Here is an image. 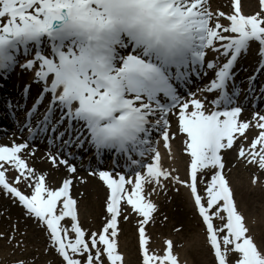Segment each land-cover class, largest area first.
I'll return each instance as SVG.
<instances>
[{"label":"snow or ice","instance_id":"snow-or-ice-1","mask_svg":"<svg viewBox=\"0 0 264 264\" xmlns=\"http://www.w3.org/2000/svg\"><path fill=\"white\" fill-rule=\"evenodd\" d=\"M258 5L246 15L241 0L230 13L212 11L209 0H0V79L17 68L30 73L23 107L33 99L23 125L31 140L0 145V192L24 209L25 229L17 225L0 239L27 253L15 233L26 237L34 227L46 241L44 264H129L118 241L121 218L135 213L141 264H179L174 242L158 255L147 232L159 211L152 197L171 184L177 193L187 188L213 264H264V217L248 220L239 211L227 169L228 153L236 152L246 167L264 172V110L242 119L236 83L240 59L257 46L246 99H264V84L256 96L264 78V0ZM205 77L206 85L197 83ZM173 115L189 157L186 179L163 166L159 150L162 140L171 154ZM38 135L48 139L53 168L64 165L71 174L59 187L34 166L35 152L25 151ZM86 146L117 162L98 171L108 194L105 223L96 231L81 223L73 188L83 178L69 162L72 148ZM259 180L254 174L253 183ZM192 256V264H204L198 251ZM39 258L35 248L11 264Z\"/></svg>","mask_w":264,"mask_h":264},{"label":"rangeland","instance_id":"rangeland-1","mask_svg":"<svg viewBox=\"0 0 264 264\" xmlns=\"http://www.w3.org/2000/svg\"><path fill=\"white\" fill-rule=\"evenodd\" d=\"M258 5V1H257ZM227 23V21H224ZM254 112L247 113L248 120L253 118ZM176 127L177 122H173ZM175 127L172 126V132ZM178 127V126H177ZM172 149L175 155L172 154ZM184 143L181 140L178 146L177 141L173 139L171 156L168 150L165 148L162 155L163 166L172 171L174 175L180 176L182 179L187 178V171H181V168H187L188 157L183 151ZM177 151V153H176ZM227 155L228 159V178L231 182V186L235 189V198L239 207V211L250 220L253 216L264 217V172H259L252 166H245V162L237 160V153L230 152ZM254 174L259 175L260 180L257 183H253ZM239 187V188H238ZM238 188V190H237ZM2 198L5 195L2 194ZM153 200L158 204L159 211L156 213V222L149 223L147 232L150 237L149 246L152 251L158 255H164L168 240L174 242V254L177 255L179 264H192L193 250H196L200 254V259L204 261V264H213L212 251L207 244L206 234L203 231V225L200 223V218L197 215L196 210L193 207L189 192L186 187H180V191H175V186L169 185V191L167 193H160L159 195H153ZM243 201H241V199ZM9 200V198H7ZM98 202L97 195L85 198L82 201H78V213L83 227L90 231H96L99 228L96 211L92 208V202ZM105 201L103 202L102 210L106 211ZM18 206L17 204H15ZM181 214L184 217L177 222V215ZM101 214V213H100ZM102 216V215H101ZM101 218V217H100ZM138 219L139 217L132 213L127 221L121 218L120 228L123 227V231L119 236V247L123 244H128L126 249L123 248V253L126 254V259L129 264H141V250L139 245L138 236ZM129 221H133L134 225L129 228L130 233L125 234V224ZM31 225V221L28 222ZM19 225L21 230L25 229L23 217L18 215V211L9 209L5 206L1 208L0 212V234H12L15 228ZM153 230H159L161 234L154 235ZM28 235L26 237L21 236L19 232H16V236L21 242L28 243L29 251L27 253L21 250H14L5 239H0V264H11V261L16 257L22 256L27 259L33 255L34 249L39 248L40 258L36 261V264H44L45 260L49 258L44 256L46 241L43 238L42 233H37L34 227L28 228ZM259 238V234H258ZM121 249V248H120ZM190 249V250H189ZM15 252V255H13Z\"/></svg>","mask_w":264,"mask_h":264},{"label":"bare ground","instance_id":"bare-ground-1","mask_svg":"<svg viewBox=\"0 0 264 264\" xmlns=\"http://www.w3.org/2000/svg\"><path fill=\"white\" fill-rule=\"evenodd\" d=\"M257 1L258 0H243L242 11H244L245 14H247V15L253 14L256 11H258L259 5H257ZM230 3H231L230 0H209L210 8L212 6L213 8L218 7V8L225 9L228 6H230ZM245 104H248V102H245ZM171 118H172V116H171ZM173 127H175V126H173ZM173 133L176 134L175 141H177L178 146H179L180 141L182 140V137L184 138V134H182L178 131V127H175ZM13 142L20 143L21 140L18 138H11L8 136H3L2 138L0 137V145H11ZM25 151L26 152H35V157H32L30 159L34 162V166L38 170H40L41 172L50 173L49 182L52 183L53 186L55 184L58 185V183L60 184L64 178H67L68 176L71 175L67 171L65 166L60 165V167L58 169L53 168L52 164L50 163V161L47 158L48 153L46 151H44L38 147H29V149H27ZM114 167H116V166H114ZM181 171L183 173L184 168H181ZM77 175H78V177L83 178V180L74 181L73 194L78 199V201H82L83 199L90 198V196H94V195H97L98 200H101V202L100 201H98V202L93 201L91 203L92 208L95 211L97 209V211H96L98 213L97 216H99L98 224H99V228H101V226L105 223L106 211L103 212L104 209L102 210V206L104 203L103 201L106 200V196L108 194V189L103 184V182L100 181V179L98 177H96L95 175H90L89 171H78V169H77ZM238 188H237V190H238ZM2 194L3 193L0 192V212H1V208L3 209L5 206H7L9 209H13V210L18 211V215L20 214L21 216H23L24 213L22 214V210L20 209L21 207L16 206L15 202L11 198H9V200L6 197L2 198ZM243 199L244 198H242L241 201H243ZM176 215H177V220H176L177 222H180L181 219H183V221H184L183 215H181L179 213ZM124 224L126 226L124 235H126V234L130 233L131 230L129 228L133 227L134 222L129 221L128 223H124ZM121 229L123 230V227ZM152 232L154 233L155 236L158 234H161V232L159 230H153L152 229ZM127 245L128 244H123L122 246L119 247V250L123 251V248L126 249ZM151 250H153V249H151ZM165 253H166V250H165Z\"/></svg>","mask_w":264,"mask_h":264}]
</instances>
